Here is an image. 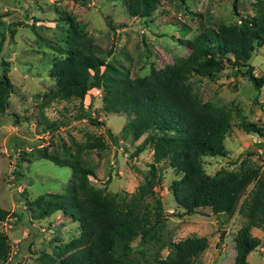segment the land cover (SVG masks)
I'll return each instance as SVG.
<instances>
[{
  "label": "rangeland",
  "instance_id": "obj_1",
  "mask_svg": "<svg viewBox=\"0 0 264 264\" xmlns=\"http://www.w3.org/2000/svg\"><path fill=\"white\" fill-rule=\"evenodd\" d=\"M253 1L161 0L150 16L135 18L128 15L123 0H0V78L3 73L10 83L7 105L0 112V208L9 213L0 221V232L6 235L9 246L2 264H42V253L53 255L59 245L78 236L77 223L60 212L37 218L32 201L41 194L62 191L70 169L45 157L55 151L59 154L61 146H68L71 140L83 142L85 133L101 134L106 143V149L84 154L93 169L89 184L102 194H131L142 183L150 164L156 167L154 174L159 183L153 190L161 203L164 226L158 240L141 247L142 253L133 250L121 256L126 264L153 263L166 255L171 242L191 235L207 240V247L192 264H233V239L244 223L237 210L253 181L228 216L213 214L209 208L183 213L169 189L171 180L177 178L173 170L161 157L153 156L149 145L134 154L144 135L134 140L123 132L131 114L103 109L101 97L110 83L102 79L100 86L86 91L81 101L58 100L52 97L55 80L49 68L66 49V16L91 37L94 53L104 62L101 71L119 69L133 77L185 56L187 49L177 40L179 37L191 38L218 21L234 22L238 18L234 11L242 16L253 15ZM248 63L263 79L258 91L227 63L213 79L195 74L188 78L201 101L224 107L230 113L231 127L223 140L225 154L201 159L207 175L218 170L236 172L246 166L257 167L264 174V39L254 47ZM79 107L103 124L74 118ZM40 114L58 126L45 129ZM250 233L259 242L247 260L264 264V230L252 227ZM137 243L135 238L130 245L135 247Z\"/></svg>",
  "mask_w": 264,
  "mask_h": 264
},
{
  "label": "trees",
  "instance_id": "obj_2",
  "mask_svg": "<svg viewBox=\"0 0 264 264\" xmlns=\"http://www.w3.org/2000/svg\"><path fill=\"white\" fill-rule=\"evenodd\" d=\"M123 2L130 17L145 18L161 0ZM232 6L235 9V3ZM252 6L251 16L234 11L238 17L234 22L218 21L191 38L179 37L177 40L187 49L185 56L174 57L158 68L151 67L147 74L133 77L119 69L101 71L104 62L94 53L91 37L66 16V49L63 55L52 60L49 68V75L55 80L52 97L58 100L81 101L86 91L100 86L102 79L110 83L101 97L103 109L131 114L122 127L123 132L134 140L144 135L134 154L149 145L153 156L161 157L173 170L177 178L171 180L169 189L183 213L193 214L198 208H209L213 214L228 216L247 184L253 181V187L237 210L244 223L233 239V264H250L247 255L259 242L250 229L264 230V174L257 167L249 166L236 172L204 173L202 157L225 154L223 140L231 127L230 113L224 107L201 101L188 78L195 74L213 79L227 63L245 76L255 91L259 90L263 79L253 73L248 59L264 39V0H254ZM1 42L2 39L0 49ZM9 92L10 83L2 73L0 112L7 105ZM261 110L264 111V106ZM40 117L45 129L58 126L54 121L47 122L43 114ZM74 118H86L92 125L103 124L80 107ZM167 131L170 133L164 135ZM84 136L83 142L71 140L68 146H61L59 154L55 151L45 157L54 164L69 167L70 177L61 192L44 193L33 199L36 217L60 212L77 223L78 236L59 245L53 255L42 253V264H126L122 257L133 250L142 253L141 247L152 239L158 240L164 226L161 203L153 190L159 183L154 174L156 167L150 164L142 183L131 194H102L89 184L88 176L93 175V169L84 154L104 150L106 143L101 134L85 133ZM12 214L19 220L16 213ZM8 215L7 210L0 208V221ZM135 238L138 243L131 247L130 242ZM170 246L164 257L142 264H192L193 258L207 247V240L191 235L171 242ZM116 250L120 252L118 255ZM8 253L7 237L0 232V264L6 261Z\"/></svg>",
  "mask_w": 264,
  "mask_h": 264
}]
</instances>
